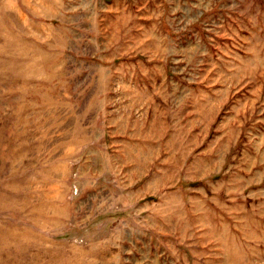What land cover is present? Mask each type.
<instances>
[{"label":"rangeland","instance_id":"1","mask_svg":"<svg viewBox=\"0 0 264 264\" xmlns=\"http://www.w3.org/2000/svg\"><path fill=\"white\" fill-rule=\"evenodd\" d=\"M0 264H264V0H0Z\"/></svg>","mask_w":264,"mask_h":264}]
</instances>
